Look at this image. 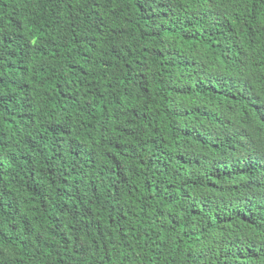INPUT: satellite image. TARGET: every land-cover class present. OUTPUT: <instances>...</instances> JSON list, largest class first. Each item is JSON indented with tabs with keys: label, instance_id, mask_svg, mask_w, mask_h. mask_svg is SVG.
Instances as JSON below:
<instances>
[{
	"label": "trees",
	"instance_id": "trees-1",
	"mask_svg": "<svg viewBox=\"0 0 264 264\" xmlns=\"http://www.w3.org/2000/svg\"><path fill=\"white\" fill-rule=\"evenodd\" d=\"M0 264H264V0H0Z\"/></svg>",
	"mask_w": 264,
	"mask_h": 264
}]
</instances>
